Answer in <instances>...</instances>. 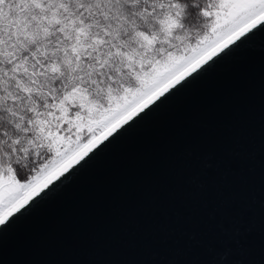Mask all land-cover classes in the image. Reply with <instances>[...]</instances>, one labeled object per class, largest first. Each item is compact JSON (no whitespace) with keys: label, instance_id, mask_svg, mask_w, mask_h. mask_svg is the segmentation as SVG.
Instances as JSON below:
<instances>
[{"label":"water","instance_id":"water-1","mask_svg":"<svg viewBox=\"0 0 264 264\" xmlns=\"http://www.w3.org/2000/svg\"><path fill=\"white\" fill-rule=\"evenodd\" d=\"M0 264H264V31L0 225Z\"/></svg>","mask_w":264,"mask_h":264},{"label":"snow or ice","instance_id":"snow-or-ice-1","mask_svg":"<svg viewBox=\"0 0 264 264\" xmlns=\"http://www.w3.org/2000/svg\"><path fill=\"white\" fill-rule=\"evenodd\" d=\"M259 31L264 0H0V225Z\"/></svg>","mask_w":264,"mask_h":264},{"label":"trees","instance_id":"trees-1","mask_svg":"<svg viewBox=\"0 0 264 264\" xmlns=\"http://www.w3.org/2000/svg\"><path fill=\"white\" fill-rule=\"evenodd\" d=\"M190 20H191V22L193 24H197V23L200 22L199 19L195 15H193L192 17H190Z\"/></svg>","mask_w":264,"mask_h":264}]
</instances>
